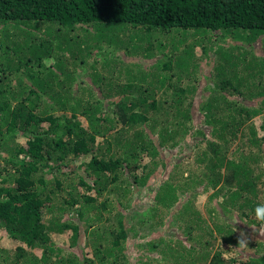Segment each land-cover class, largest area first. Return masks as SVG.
Segmentation results:
<instances>
[{
    "label": "trees",
    "instance_id": "obj_1",
    "mask_svg": "<svg viewBox=\"0 0 264 264\" xmlns=\"http://www.w3.org/2000/svg\"><path fill=\"white\" fill-rule=\"evenodd\" d=\"M142 189L185 235L134 240ZM262 204L264 0H0V264H264Z\"/></svg>",
    "mask_w": 264,
    "mask_h": 264
},
{
    "label": "rangeland",
    "instance_id": "obj_2",
    "mask_svg": "<svg viewBox=\"0 0 264 264\" xmlns=\"http://www.w3.org/2000/svg\"><path fill=\"white\" fill-rule=\"evenodd\" d=\"M204 62V61H203ZM205 64V63H204ZM204 64H202L204 66ZM223 67L221 66L220 69H222ZM209 69V68H208ZM202 74V73H201ZM187 82V80H185ZM199 81L203 84V89H212L213 86L215 85L216 86V82L214 83L213 79H203L202 77H198V80H197V83H199ZM192 84L196 86V80L193 79L192 80ZM196 89V88H195ZM216 90L218 91L219 88H216ZM211 91V90H209ZM205 92V91H204ZM203 92V93H204ZM199 106V105H198ZM197 106V107H198ZM201 113L203 112H200L199 110H196V112L194 113L195 114V117H196V121H198V123L200 124L201 122L203 123L204 121H202V119L204 118ZM190 141H193V139H190ZM237 139L234 141L233 145H231L228 150L227 153H230V151L235 147V145L237 144ZM179 149H177L178 151ZM172 161L173 163L175 164V161H177V158L176 157H173L172 158ZM78 163V162H77ZM160 169H162V167L159 166ZM163 170V169H162ZM203 169L201 170H198V172H201ZM181 171V172H180ZM74 172H80V169H77L75 170ZM194 173V172H197V169L195 166H191V167H185L183 169H179V173H178V176H177V179L179 178V180L183 179L181 177H186L187 175H189L190 173ZM162 174V173H161ZM162 177V176H160ZM69 178H72V177H69ZM60 179H63V177H61ZM67 179V178H65ZM176 179V180H177ZM185 180H182L181 182L184 183ZM142 194V197H143V200H142V204H145L146 206H149L148 207V210H147V213L148 214H145L143 215L142 211H144V208L141 210L142 207H138L137 211L134 212L135 213H131V216H135L136 217V221L134 223H132V226H135L137 232L139 233V235H135L136 237L134 238V240L138 241L140 240V245L144 246L146 245V243L148 242L147 238H150L151 235H153L152 237V240L156 238H158L160 235H163V236H181V235H185V230L189 227V225L191 224L190 222H192L191 218H187V219H184L186 220L184 222V220L181 222V223H178V221L175 219H173L170 223V226H166L164 228H161L162 230L163 229H166V230H163V231H160V228L157 227V225L154 223V228L151 227V224L152 222L150 221V216L152 215V211L150 209V206L155 208L156 207V204L155 202L152 203L151 205H147L146 203L149 202L148 198H145V195L147 194V190L146 189H143L141 190V192H139ZM214 193V190H211L210 192H203L202 190H200L199 188H194L193 189H190L188 192H181L180 193V197L184 199V197H191L193 200H194V203H195V206H197L199 209H200V212H202V217L204 219H206V224H208L209 226L211 227H214V223H213V219H215V223L216 224H222V223H229L230 225H232L233 227H235V229L237 227H239V231H238V234L240 235L241 232H245L248 234V236L250 237V233L248 231V226L251 225L249 224L248 222V219L247 218H243L244 220H242L239 216L241 214V212L237 213L235 212V214L233 215H228V214H224L223 213H216V210L218 208H220L217 204H215L214 202H211L213 200L210 199V196ZM202 194H207V200L204 201V202H199L198 201V197H200ZM136 198H138L136 196ZM134 198H132V201H133ZM131 201V203H133ZM211 202V204H210ZM129 203V204H131ZM214 209V210H213ZM129 210V207L128 209ZM166 211V209H164ZM222 211V209H219ZM150 211V212H149ZM169 212V210L167 211ZM142 213V214H141ZM163 213H165L164 211L160 212L157 217H155V219H157L158 217L164 215ZM173 213H169V216L170 217H173L172 215ZM88 216V215H87ZM86 216V218H87ZM186 215H183V217H185ZM85 218V219H86ZM91 222V221H90ZM168 225V224H167ZM163 227V226H162ZM257 229H258V232L263 235L264 234V225H260V226H256ZM161 233V234H160ZM133 235V234H132ZM1 236V235H0ZM0 240L1 241H6V238H1L0 237ZM257 241L256 239H253L250 237L249 239V243H248V248L246 249H243L242 251H244V253H252L253 254V250L252 249V244L253 242ZM53 242L55 243V245L57 247H55V250L58 251L59 249H61L63 252L67 251L68 249L72 248L73 246V243H71L69 241V239H65V238H59V239H54ZM8 247L10 248L11 251H14L13 250V247L14 245L11 244V243H8ZM58 248V249H57ZM75 250L77 252H80V250L76 249ZM89 254L91 255V252H89ZM16 255V253H15ZM90 255H88L90 257ZM15 258V256H14Z\"/></svg>",
    "mask_w": 264,
    "mask_h": 264
},
{
    "label": "clouds",
    "instance_id": "obj_3",
    "mask_svg": "<svg viewBox=\"0 0 264 264\" xmlns=\"http://www.w3.org/2000/svg\"><path fill=\"white\" fill-rule=\"evenodd\" d=\"M206 200H207V194H202L200 197H198L199 202H204ZM255 218L258 221H260L262 225H264V204L258 205L256 207ZM249 239L250 237L248 236L247 233L241 232L237 240L238 247L234 249L242 250L248 248Z\"/></svg>",
    "mask_w": 264,
    "mask_h": 264
}]
</instances>
